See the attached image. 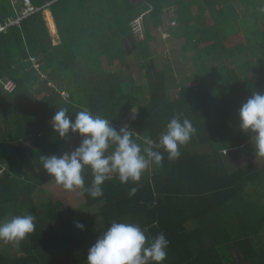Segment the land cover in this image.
<instances>
[{"label": "trees", "instance_id": "1", "mask_svg": "<svg viewBox=\"0 0 264 264\" xmlns=\"http://www.w3.org/2000/svg\"><path fill=\"white\" fill-rule=\"evenodd\" d=\"M31 1L42 10L0 33V88L8 79L17 84L0 96V222L32 214L35 230L18 244L0 242V264H86L112 222L138 224L149 237L164 233V264H264V163L254 162L250 135L239 130L241 105L254 91L264 93V0ZM15 6L0 0V24L16 18ZM48 7L58 45L43 16ZM141 15L144 39L130 27ZM171 22L172 38L182 42L175 58L150 46L156 29ZM133 54L140 71L131 75ZM61 108L130 126L138 143L144 136L158 141L177 115L196 132L178 159L163 153L138 183L122 184L113 174L103 195L92 198L90 169L84 187L73 191L43 169V156L80 142L54 133L51 120ZM241 147L253 161L233 171L222 152ZM52 184L67 195L48 191Z\"/></svg>", "mask_w": 264, "mask_h": 264}, {"label": "clouds", "instance_id": "2", "mask_svg": "<svg viewBox=\"0 0 264 264\" xmlns=\"http://www.w3.org/2000/svg\"><path fill=\"white\" fill-rule=\"evenodd\" d=\"M20 4L23 5L21 1ZM24 10L20 12V17L9 18L0 25L12 19H21V23ZM15 26H9L0 33H6ZM4 92L1 87L0 96ZM131 111V118L135 120L138 108L132 107ZM51 125L60 139L73 134L79 137L80 142L70 152L43 156L44 171L64 190L73 191L84 187L85 169H90L93 179L86 191L92 198L103 195L102 186L113 174L122 184L138 183L150 163L161 165L163 153H167L169 160L178 159L180 148L196 132L190 120L177 115L167 123L166 131L161 133L158 141L144 136L142 143H138L130 126L117 129L112 120L93 115L88 110L78 111L73 116L64 108L55 112ZM239 130L250 135L254 158L264 159V93L254 91L241 105ZM136 191L137 188H131L129 195H135ZM34 221L32 214H24L0 222V242L18 244L25 240L35 230ZM76 227L83 230L85 225L77 222ZM169 244L164 233L149 237L147 229L138 224L112 222L88 249L86 264H164Z\"/></svg>", "mask_w": 264, "mask_h": 264}, {"label": "crops", "instance_id": "3", "mask_svg": "<svg viewBox=\"0 0 264 264\" xmlns=\"http://www.w3.org/2000/svg\"><path fill=\"white\" fill-rule=\"evenodd\" d=\"M15 1H18L17 2V4H15L16 6V9L18 10V12H17V16H16V18L17 17H20V12L23 10V8H24V6L23 5H21L20 4V0H15ZM57 1H59V0H57ZM136 1H138V0H136ZM51 4L52 3H49L47 6H51ZM47 6H45V7H47ZM44 7V8H45ZM48 7V9H46L44 12H43V16H44V19H45V21H46V24H47V26H48V29H49V32H50V34H51V37H52V41H53V44L54 45H58L60 42H61V40H60V36H59V33H58V30H57V26H56V23H55V19H54V16H53V14H52V12L50 11V8ZM42 10V9H41ZM40 10V11H41ZM46 13H50V16H51V18H52V20H53V22H54V28L56 29V33H53L52 32V30H53V28L51 29L50 28V26H49V22H48V19H47V16H46ZM171 14H172V11L170 12ZM32 15H34V14H32ZM32 15H30V16H28V17H25L23 20H26V19H28V18H30ZM13 18V17H12ZM23 20H22V22H23ZM21 22V23H22ZM21 23L19 24V25H17L16 27H20L21 26ZM175 26V25H174ZM174 26H172V25H170L169 24V26H166V27H164V26H161L160 28H162L163 29V32L162 33H164L165 35H166V37L164 38L163 37V34L162 33H158L157 31V33L158 34H156V36H155V40H153L152 39V41H151V43H150V46H151V49L152 50H154V48H153V46L154 45H157V46H161L162 48L164 47V46H166L167 47V49L169 50V55H171V56H174V58H175V56H177V55H179V53H178V51H179V46H182V42L180 41V40H178V39H173L172 38V35H171V27H174ZM157 30V29H156ZM52 33L53 34H55V37H53V35H52ZM157 38V39H156ZM155 48H156V46H155ZM157 50V49H156ZM158 53H159V51H158ZM133 60H135L136 61V55H131L130 57H129V61L131 62V64L134 62ZM118 66H121L120 65V63H119V61H115V65L113 66V68H114V70H116L117 71V68H118ZM247 145H249V142L247 143ZM207 151H209V148L206 150V152ZM221 152H222V150H221ZM232 152H234V151H232ZM232 152H226V151H223L222 152V159H224V157H230L231 155H233V154H235L237 157H239L240 158V156H239V153L242 155L243 154V157L245 158L246 157V155H245V153H247L248 155H249V153H248V151H247V149H245L244 147H241L238 151H236V152H234V153H232ZM250 156V155H249ZM241 159V158H240ZM250 159H251V157H250ZM252 160V159H251ZM241 161H243V159H241ZM253 161V160H252ZM256 161H258V163H264V160L263 159H256L254 162H256ZM229 162V161H228ZM227 162V163H228ZM251 162V161H250ZM250 164V163H249ZM248 164V165H249ZM2 173V170H1V172H0V174Z\"/></svg>", "mask_w": 264, "mask_h": 264}, {"label": "built area", "instance_id": "4", "mask_svg": "<svg viewBox=\"0 0 264 264\" xmlns=\"http://www.w3.org/2000/svg\"><path fill=\"white\" fill-rule=\"evenodd\" d=\"M23 3V6L25 8L24 12H23V18L28 17L32 14H34L35 12H37L38 10L36 8L33 7L31 0H20ZM18 1L14 0V3L17 4ZM144 18L145 15H141L139 17H137L136 19H134L131 24V30H132V35L135 38H140V39H144L145 38V22H144ZM21 19H12L9 20V22H7L5 25H0V31H4L6 28H8L9 26L12 25H18L20 23ZM176 23L173 22L172 25L174 26ZM158 33H162L163 29L162 28H158L156 30ZM163 37L165 38L166 35L164 33ZM3 84V89L6 92H13L15 91L17 85L14 81L12 80H6L5 82L2 83ZM63 97L67 98L68 94L63 93L62 94Z\"/></svg>", "mask_w": 264, "mask_h": 264}, {"label": "rangeland", "instance_id": "5", "mask_svg": "<svg viewBox=\"0 0 264 264\" xmlns=\"http://www.w3.org/2000/svg\"><path fill=\"white\" fill-rule=\"evenodd\" d=\"M46 16H47V19H49L51 16H50V13H46ZM49 26H50V24H49ZM51 27H55L54 26V24H53V26H50V28ZM52 29V28H51ZM52 32L53 33H56V29L55 28H53V30H52ZM52 33V35H53V37H55V34H53ZM155 46H157V45H154L153 46V48H154V53L156 52V48H155ZM163 49H167V47L166 46H164L163 47ZM168 51V54H169V50H167ZM131 52V51H130ZM133 61H135V60H133ZM188 62H190V61H188ZM217 65V61H216V59H211V66L212 67H214V66H216ZM118 70H121V68L120 67H118L117 68ZM140 71V65L139 64H137V63H133L132 64V68H131V70L130 71H128L131 75H134L135 73H137V72H139ZM125 73L126 75L127 74H129V73ZM129 74V75H130ZM258 77H263V75H258ZM202 149V148H201ZM235 152V151H234ZM233 152V153H234ZM245 155H246V157L244 158L243 157V154L241 155L240 153H239V156H240V158L241 159H243V161H241V159L239 158V157H237L235 154H233V155H231L230 157H224V159H223V161L224 162H228V164L230 165V169L231 170H233V171H236V170H238V169H240L241 167H244V166H247L249 163H250V161H251V159H250V156L247 154V153H245ZM248 187L246 188V190H248V191H252L253 189H254V186L251 184V185H247ZM46 188H47V190L48 191H51V192H53V193H55V194H57V195H59V194H64V195H67V192H65L64 190H61V189H59V187L56 185V184H52V185H48V186H46ZM193 225H195V223L194 222H190L189 224H188V228L190 229V228H192L193 227ZM92 224H91V228H92ZM94 231V230H93ZM90 234H92L93 235V232L92 233H90ZM88 235H89V232H88ZM2 244L4 243V242H1Z\"/></svg>", "mask_w": 264, "mask_h": 264}, {"label": "bare ground", "instance_id": "6", "mask_svg": "<svg viewBox=\"0 0 264 264\" xmlns=\"http://www.w3.org/2000/svg\"><path fill=\"white\" fill-rule=\"evenodd\" d=\"M48 22H49L50 26H53L54 22H53L51 17L48 19ZM51 28H54V27H51Z\"/></svg>", "mask_w": 264, "mask_h": 264}]
</instances>
